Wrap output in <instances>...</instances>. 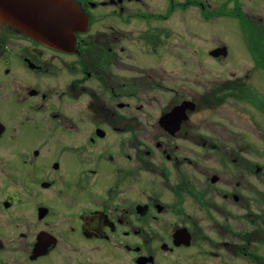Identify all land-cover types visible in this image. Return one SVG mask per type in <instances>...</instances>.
<instances>
[{
	"label": "flooded vegetation",
	"instance_id": "obj_1",
	"mask_svg": "<svg viewBox=\"0 0 264 264\" xmlns=\"http://www.w3.org/2000/svg\"><path fill=\"white\" fill-rule=\"evenodd\" d=\"M76 1L90 17L88 30L78 34V51H61L0 25V264H264V231H246L243 213L219 206L227 201L243 207V172L228 178L218 171L208 187H198L195 153L175 142L211 141L215 135L203 136L197 128L214 126L210 115L229 96L246 95L252 87L235 72L219 88H203L206 94L170 86L166 82L174 72L160 67L165 64L145 65L129 47L136 42L142 54L152 55L169 36L178 47L182 36L148 24L168 21L178 7L186 14L197 3L208 19L210 5L202 0ZM103 12L113 19L97 20ZM95 23L105 30L89 35ZM131 23L141 25L121 27ZM117 43H124L120 49L129 61L148 70L134 75L138 65L120 62ZM224 46L226 57L212 56ZM229 52L222 45L208 54L220 60ZM262 54L254 63L264 70ZM74 55L77 63L66 58ZM121 65H127L119 70L124 74L114 73L123 79L111 84V67ZM64 73L76 77L54 85L52 80ZM87 78L125 100L101 98L86 88ZM85 95L90 99L84 101ZM188 102L193 105L179 116L162 121ZM156 107L157 115L148 111ZM146 124L159 128L133 132V126ZM237 149L241 156L243 147ZM189 202L193 213L184 208Z\"/></svg>",
	"mask_w": 264,
	"mask_h": 264
},
{
	"label": "rangeland",
	"instance_id": "obj_2",
	"mask_svg": "<svg viewBox=\"0 0 264 264\" xmlns=\"http://www.w3.org/2000/svg\"><path fill=\"white\" fill-rule=\"evenodd\" d=\"M157 1H155L156 4ZM202 2L210 5L211 18L204 17L202 8L197 3L194 7H188L186 14L177 6L178 11L168 21L162 20L154 24H148L150 27L163 30L171 29L174 33L182 36L183 40L179 39L180 44L178 47L174 48L173 46L175 36H169L166 42H162L157 47V52L152 51V55L142 54L143 48L136 42L130 44L129 47L134 58L141 60L145 65L159 66L165 64L160 67L166 68L169 72H174L176 76H172L171 81L166 82L170 86L197 88L199 92L206 94L203 88H219V85L227 83V79L236 77L243 79L242 84L252 87L246 89V95L229 96L220 110L210 115L212 117L211 121L217 122L214 126L205 123L197 128V133L203 136L211 137L210 134L215 135L211 141L198 137L195 141L175 142L180 144L182 148L195 153L196 168L198 167V187H208L206 182L215 172L219 171L228 178H235L238 169H240L244 174L243 193L245 201L243 207L239 206V209H237L236 206L227 201H219L221 203L219 206H225L234 215L243 213L246 231H253L258 228L264 231V70L257 68L254 63L256 54L263 56L262 52H264V0H202ZM163 3L164 0H162ZM110 9L108 7L105 10ZM104 13L105 16L97 18V20L106 22L113 19L111 13L103 12L102 14ZM242 18L249 22H242ZM140 23L142 22L140 21ZM140 23L122 24L121 27L131 29L141 25ZM98 29L105 30V27L104 25L100 26V23H95L89 35ZM194 34L195 36L192 37ZM121 45L119 43L115 44L117 57L122 64L131 63L132 61L127 59L126 53L120 49ZM222 45L228 46L230 56L227 59L223 57L220 60L213 59L208 51L215 46L220 47ZM167 47L172 49L166 50ZM66 58L69 61L75 60L74 63H77V56L75 55ZM179 58L186 59L185 64L179 61ZM261 61L264 62V59ZM132 63L138 65L136 67L131 66V68L134 66V75H140L142 71L148 70V68H145L146 66H140V63L136 61ZM112 67L114 68V66ZM112 67V75H110L108 81L114 84L118 79H123L115 73L124 74L119 70L121 68L125 69L124 67H127V65H121L114 69ZM139 68H142V70L138 72ZM171 69H175V71H171ZM231 72H235L236 76L232 77ZM247 75H249V78H247ZM75 77L74 74L69 77L64 73L63 77L52 81L54 85L65 86ZM86 80V88H94L100 93L101 98L115 102L125 100L119 95L114 97L110 93V89L105 88L104 83H101L98 79L87 78ZM117 91L119 90L117 89ZM165 96L168 98L170 94H165ZM89 99L90 96L85 95L84 101ZM237 108L240 111L239 113H236L238 112ZM156 110L158 111V108L148 109L149 112L157 115ZM120 111L122 113L127 112L126 109ZM86 127H88V124H85V130ZM158 128L159 126L156 124H146L140 128L133 126V132H151L152 130L155 132ZM242 133L243 135L240 136ZM238 146L243 147L241 156L237 149ZM217 147L220 151H216ZM238 155L240 156L239 164L236 161ZM200 171L204 173H200ZM184 208L188 213L195 212L190 202L185 203ZM251 213H254V215ZM256 215L259 217H256ZM200 219L204 221L203 226L206 228L208 222L206 217L202 215ZM261 245H264L262 239ZM261 254L264 256V250Z\"/></svg>",
	"mask_w": 264,
	"mask_h": 264
},
{
	"label": "water",
	"instance_id": "obj_3",
	"mask_svg": "<svg viewBox=\"0 0 264 264\" xmlns=\"http://www.w3.org/2000/svg\"><path fill=\"white\" fill-rule=\"evenodd\" d=\"M89 19L76 0H0L1 26L26 33L61 51H78V34L88 30ZM211 54L226 57L228 49L217 48ZM190 104L176 108L162 121L179 116L180 110Z\"/></svg>",
	"mask_w": 264,
	"mask_h": 264
},
{
	"label": "trees",
	"instance_id": "obj_4",
	"mask_svg": "<svg viewBox=\"0 0 264 264\" xmlns=\"http://www.w3.org/2000/svg\"><path fill=\"white\" fill-rule=\"evenodd\" d=\"M242 20H243L244 22H247V21H246L245 19H243V18H242Z\"/></svg>",
	"mask_w": 264,
	"mask_h": 264
}]
</instances>
